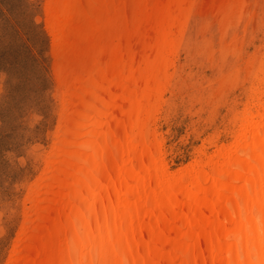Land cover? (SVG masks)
Returning a JSON list of instances; mask_svg holds the SVG:
<instances>
[{"label":"bare ground","instance_id":"obj_1","mask_svg":"<svg viewBox=\"0 0 264 264\" xmlns=\"http://www.w3.org/2000/svg\"><path fill=\"white\" fill-rule=\"evenodd\" d=\"M244 2L48 1L61 118L9 264H264V64L228 148L171 176L157 135L192 11Z\"/></svg>","mask_w":264,"mask_h":264},{"label":"rangeland","instance_id":"obj_2","mask_svg":"<svg viewBox=\"0 0 264 264\" xmlns=\"http://www.w3.org/2000/svg\"><path fill=\"white\" fill-rule=\"evenodd\" d=\"M48 1L0 0V264L10 262L61 118ZM244 1L230 20L195 8L181 34L157 121L171 176L201 145L228 148L239 129L264 64V0Z\"/></svg>","mask_w":264,"mask_h":264}]
</instances>
